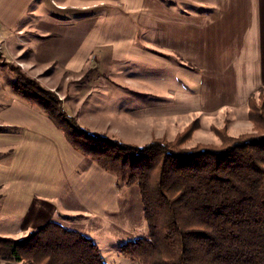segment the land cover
<instances>
[{
    "label": "crops",
    "instance_id": "0c3cea01",
    "mask_svg": "<svg viewBox=\"0 0 264 264\" xmlns=\"http://www.w3.org/2000/svg\"><path fill=\"white\" fill-rule=\"evenodd\" d=\"M151 1L136 7L149 13ZM127 2L131 16L133 1ZM158 5L154 21L148 22L146 15L130 22L141 38L159 34L153 41L143 38L140 48L145 59L157 56L148 55V50H158L161 71H167L169 59L180 57L197 76L189 86L186 114L225 109L247 114L248 99L264 89V0H160ZM50 8L48 0H0V49L5 57L36 66L35 75L45 70L37 68L40 57L48 60L42 65L56 62L53 35L64 32ZM110 13L125 17V13ZM88 52L70 51L65 68L71 71L72 66L86 64ZM62 54L57 58L66 60L64 50ZM15 77L13 70L0 66V224L16 227L1 232L2 236L20 239L55 221L73 220L71 225L84 226L106 215L113 221L129 205L117 178L92 162L87 165L51 119L17 94ZM160 78L162 86L167 76L163 72ZM89 171L91 176L83 179Z\"/></svg>",
    "mask_w": 264,
    "mask_h": 264
},
{
    "label": "trees",
    "instance_id": "16d2710c",
    "mask_svg": "<svg viewBox=\"0 0 264 264\" xmlns=\"http://www.w3.org/2000/svg\"><path fill=\"white\" fill-rule=\"evenodd\" d=\"M16 72V71H15ZM14 90L42 110L71 147L137 186L148 233L120 247L139 264H264V97L249 104L252 132L229 136L218 129L220 148H187L198 121L174 141L136 146L90 133L69 117L57 97L21 71ZM0 259L8 264H106L85 235L51 222L20 239L0 237Z\"/></svg>",
    "mask_w": 264,
    "mask_h": 264
},
{
    "label": "rangeland",
    "instance_id": "374dc122",
    "mask_svg": "<svg viewBox=\"0 0 264 264\" xmlns=\"http://www.w3.org/2000/svg\"><path fill=\"white\" fill-rule=\"evenodd\" d=\"M132 1L134 7H129L134 14L131 17L127 13V0H48L50 9L56 15V21L60 22L58 26L64 31L53 35L57 43L56 62L51 60L49 65H42L48 60L40 57L37 68L45 70L40 75H35L32 71L36 66H25L24 62L14 57H5V52L3 54L0 49V66L13 70L16 75L15 82L18 80L16 72L21 71L32 81V86H39L47 93L55 95L62 104V110L76 119L78 125L87 132L126 144L142 147L158 139L174 141L195 121L199 122L200 127L185 145L187 148L198 145L220 148L221 140L216 134L218 129H227L229 136L233 137L251 133L253 125L248 117V102L247 114L232 113L229 109L212 113L191 111L186 114L189 110L184 111L187 109L184 105L190 95L189 86L195 84L197 76L192 73L191 67L181 63L183 60L180 57L169 59V64H166L167 71H161V54L158 50H148V55L157 56L150 60L145 59L140 48L143 38L148 37L149 41H153L159 34L148 33L141 38L142 35L138 34L130 20L137 21L138 17L141 19L148 15L150 18L146 20L154 21L158 18L155 12L159 10L160 0L151 1L149 13L136 7L139 4L148 6L147 0ZM85 6L87 8L83 9ZM109 9L114 13H125V17L108 16L111 15ZM107 10L109 12H105ZM118 47L125 50L119 51ZM79 48L89 51L87 63L72 66L69 71L70 68H65L69 52L78 54ZM63 50L66 60L61 61L57 56H61ZM113 51H118V54L111 55ZM30 53L31 50L28 49L26 54ZM128 54L132 57L129 58ZM139 55V59L133 58ZM163 72L167 79L165 78L161 86L160 76ZM164 88L169 93H164ZM260 94L258 92L254 95L252 104L259 106ZM135 110L138 112L134 113ZM65 139L67 140L66 137ZM85 162L88 165L92 161L85 158ZM94 165L101 169L95 163ZM91 173L89 171L83 179L90 177ZM119 188L121 194L127 196L129 205L119 211L113 221L110 215H106L90 219L84 226L71 225L74 224L73 220L55 223L92 239L98 245L106 264H139L124 258L120 254V247L143 238L148 233L140 192L137 186L119 183ZM58 212L60 219L62 212L60 209ZM114 222L116 225L112 226ZM15 228L0 224V237H5L1 232ZM0 264L8 263L0 259Z\"/></svg>",
    "mask_w": 264,
    "mask_h": 264
}]
</instances>
